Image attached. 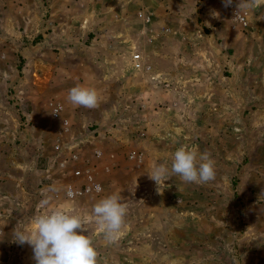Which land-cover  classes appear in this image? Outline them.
Returning a JSON list of instances; mask_svg holds the SVG:
<instances>
[{
    "label": "rangeland",
    "instance_id": "rangeland-1",
    "mask_svg": "<svg viewBox=\"0 0 264 264\" xmlns=\"http://www.w3.org/2000/svg\"><path fill=\"white\" fill-rule=\"evenodd\" d=\"M237 3L0 0V264H35L12 233L55 210L82 218L98 264H264V3L235 19ZM78 85L98 108L68 101ZM181 147L216 179H150ZM113 194L109 243L93 209Z\"/></svg>",
    "mask_w": 264,
    "mask_h": 264
},
{
    "label": "clouds",
    "instance_id": "clouds-1",
    "mask_svg": "<svg viewBox=\"0 0 264 264\" xmlns=\"http://www.w3.org/2000/svg\"><path fill=\"white\" fill-rule=\"evenodd\" d=\"M233 2L223 0V5L228 8ZM261 3L264 0H238L235 19ZM68 101L75 106L95 109L99 107L100 97L96 89L78 85L69 90ZM176 175L186 183H208L216 179L215 162L209 154L198 153L196 148L181 147L173 154L170 170L159 164L149 178L159 185ZM96 191H102L100 185H96ZM66 194L70 198L76 195L71 189ZM122 199L121 195H110L101 199L93 209L99 229L109 243L119 239L125 226L127 202ZM51 200L50 196L41 200L40 207L49 206ZM31 224L30 229L14 230L12 236L14 242L32 248L35 264H98V253L91 238L77 232L86 230L81 217L55 210L35 216Z\"/></svg>",
    "mask_w": 264,
    "mask_h": 264
},
{
    "label": "built area",
    "instance_id": "built-area-1",
    "mask_svg": "<svg viewBox=\"0 0 264 264\" xmlns=\"http://www.w3.org/2000/svg\"><path fill=\"white\" fill-rule=\"evenodd\" d=\"M243 20V19H242ZM138 58V56H135V58L134 59H137ZM59 109H54V111H53V116L55 117V118H57L58 117V114H59ZM96 190V185L95 184H93L92 186H90V187H87L86 188V190H85V192H89V190ZM74 193H76V194H82V192L81 191H76V192H74Z\"/></svg>",
    "mask_w": 264,
    "mask_h": 264
}]
</instances>
